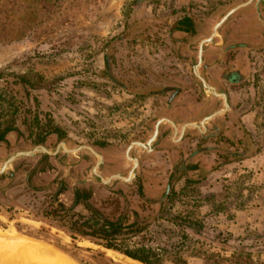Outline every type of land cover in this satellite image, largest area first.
Listing matches in <instances>:
<instances>
[{"label":"rangeland","instance_id":"374dc122","mask_svg":"<svg viewBox=\"0 0 264 264\" xmlns=\"http://www.w3.org/2000/svg\"><path fill=\"white\" fill-rule=\"evenodd\" d=\"M208 2L59 0L40 18L26 16L35 7L23 3L10 17L0 13V121L14 119L0 162L44 137L52 146L60 139L92 145L103 155V177L127 173L128 143L146 139L154 118L166 112L165 87L177 88V103L192 112L204 110L205 94L183 60L199 35L177 28L184 16L200 19ZM258 50L253 58L243 50L246 75L229 91L232 107L220 123L210 121L203 134L189 128L179 143L161 139L151 152L133 146L141 193L136 183L103 184L92 176L88 150L61 157L68 163L55 178L63 179L62 201L71 205L73 187L88 190L91 205L121 227L112 235L119 249L112 250L126 256L124 249L150 248L160 264H264V43ZM188 116L185 108L181 118ZM15 164L21 170L10 183L0 176L2 248L45 242L80 264H128L106 253L99 216L83 205L53 214L54 187L33 191L24 179L28 157ZM55 173L40 185L55 181Z\"/></svg>","mask_w":264,"mask_h":264},{"label":"flooded vegetation","instance_id":"af4514ba","mask_svg":"<svg viewBox=\"0 0 264 264\" xmlns=\"http://www.w3.org/2000/svg\"><path fill=\"white\" fill-rule=\"evenodd\" d=\"M208 1L209 2L207 3V6L204 7L205 10L200 19L189 16L188 24L178 25L177 28L178 31H185L188 34L190 33V36L192 35L193 39L197 34L199 35V38L196 42V47L191 45L189 47V54L185 55L183 60L191 62V73L193 77L197 78L199 81V88L205 94V101L203 102L205 103L204 110L200 109L197 112H192L193 110L189 109L190 106L187 103H177L176 99L179 96V90L177 88L173 89L171 86L165 87V89L162 91L164 93H169L168 97H166V101L164 102L166 105V112L157 115L154 118L152 122V128L149 131L148 137L146 139L137 140L145 143L150 137L154 136L150 143V147L147 148L138 144H132L128 151V146L125 150L124 158L131 162V167L127 173L120 171V173H113L107 177H103L100 173V168L103 164L102 162H104L103 155L92 145L79 144L86 146L76 148L78 145L69 146L66 140L60 139L52 146L51 144L49 145L46 143L44 137H41L36 139L28 148L16 149L7 153L0 162V170L3 169L5 165H7L4 170L0 171V176H5L8 183H10L15 174L21 170V168L15 164L16 161L23 156H27L31 165L27 170H25V183L28 184L30 189L33 191H38L41 189V187H43L45 191L50 192V189L54 187V190L48 196L52 202L51 204L53 210L51 212L53 214L58 215L60 212L67 213L74 209V207L77 205H83L85 208L95 213L96 216L100 214L102 217H104L102 213L99 212V210L89 202L88 196L90 195V192L88 190H80L77 187H73L71 191L72 197L69 199L71 205L68 206V203L62 201L61 198V196L66 192L63 179H61L62 177H57L58 180H55L56 176H58L57 174L59 173L57 171L59 169L62 170V167L68 166V163L63 164L61 162V157L67 154L70 155V153H78L82 150H88V152L90 151V153L94 154L95 156V164L93 166L94 168L99 160L98 155L93 151L95 150L101 156L97 170L103 179H107L113 175H120L124 178H127L135 163L127 156L129 155L130 157H135L137 159L138 165L134 172H132L130 175V179L128 181L113 177L107 183L103 184H110L114 180H122L126 183H136L139 193H141V182L140 180L137 181L139 178L138 173H140L141 167L140 155H133L131 152L133 146L139 147L140 150L151 152L154 150L153 147L156 146V144H158L161 139L169 138L170 141L179 143L187 136L189 128H197L200 130V134H203L210 128V121H214L213 123L215 124L220 123L222 120L221 117L230 111L232 107L229 98V91L232 90L233 87H236L238 84H240L246 75L245 71L247 66L244 60L243 50H248V52L252 54L253 58V53L259 52L258 48H260V44L264 43V0H216L213 2V4L211 3V0ZM245 1L248 2L241 5L226 16V14L231 9L237 7ZM225 16L226 18L222 20ZM202 40L204 41L202 42L203 50L200 58L199 44ZM199 58L200 63L198 64L197 69L200 75L203 77L206 85L210 86V88L206 91L204 90L201 79L194 74V66L199 61ZM250 62L253 63L254 61L251 60ZM212 90L224 93L228 97V102L230 103L229 108L223 113H217L215 116L206 119L204 124H200L198 126L186 125L183 133H181V127L185 125L186 122L199 121L204 116H207L218 109L222 110L226 108L224 99L220 97V95L214 94ZM185 108L189 111V116L186 118V120L181 118L182 112L185 110ZM206 109L207 112L203 113ZM13 129L14 126L0 139V145L5 141L7 134ZM38 146H44L48 152L38 148L31 154L17 155L12 158L9 163L5 164L13 152L19 150H30ZM87 146H91L93 150ZM72 148L75 149L70 150ZM53 151L55 152L49 153ZM52 159L54 162L51 161ZM77 160L79 162L82 159L80 157ZM48 163L51 165L49 166ZM75 163L76 165L79 164L77 162ZM93 172H91L92 176ZM53 173H55V175L52 178L55 181L50 180L48 184L40 185V181L44 179L47 174L50 175ZM87 179V177H83L81 180L74 179L73 183H76L77 181L84 182ZM104 218L107 219L106 217ZM75 231H78V229H75Z\"/></svg>","mask_w":264,"mask_h":264},{"label":"trees","instance_id":"16d2710c","mask_svg":"<svg viewBox=\"0 0 264 264\" xmlns=\"http://www.w3.org/2000/svg\"><path fill=\"white\" fill-rule=\"evenodd\" d=\"M20 3H23V6L25 9H27L28 6H30V5H33V7H35L34 10L36 12L33 11V13H32V11L29 9L25 12L26 16L34 14V15H37V17H39V18H40V16H42L43 10H46L47 7H49V6L55 7V8L60 7L59 0H0V13H3L7 17H10L11 14H13L15 11H17L15 7H18V5ZM92 6H93V1H92ZM188 19H189L188 15L184 16L183 18L180 19V21H178V25L179 24L180 25H182V24L187 25ZM118 37H120V35ZM114 39H117V38H114ZM109 54L110 53H107L105 56L106 57V65H107L106 66V73L108 75L110 74V69H109L108 64H107V59L109 58V56H111ZM20 78H21L20 84L22 86H26L27 81H29V76L23 75V76H20ZM37 79H41V76L39 75V77H37ZM2 101L3 100H2V97L0 94V104ZM0 116H2V111L0 112ZM13 124H14V119L10 122L9 121H4V122L0 121V139L9 130L12 129ZM98 216L103 221L102 226H99L98 229L101 231V233L102 232L105 233V234H103V233L102 234L104 236L103 239L106 240V243H105L106 247L113 248V249H119L118 246L112 242V240H113L112 235L117 234L121 230L120 225L117 222H113V221H109V220L105 219L100 214ZM123 253L128 257L138 259L142 262H146V263H150V264H160L158 261L150 258V255H151L150 248L135 247V248H130V249H124Z\"/></svg>","mask_w":264,"mask_h":264},{"label":"water","instance_id":"95a60500","mask_svg":"<svg viewBox=\"0 0 264 264\" xmlns=\"http://www.w3.org/2000/svg\"><path fill=\"white\" fill-rule=\"evenodd\" d=\"M248 1H251V0H248ZM248 1H245V2H243V3H241L240 5H238L237 7H235V8H233V9H231L227 14H226V16L227 15H229L231 12H233L234 10H236L238 7H240L241 5H243V4H246ZM226 16L225 17H223V19L222 20H224L225 18H226ZM204 40H202L201 42H200V58H201V53H202V50H203V45H202V42H203ZM200 58H199V61L195 64V66H194V74L196 75V76H198L200 79H201V81H202V84H203V87H204V90L206 91V90H208L209 88H210V86H208V85H206V83H205V81H204V79H203V77L200 75V73H199V71H198V69H197V66H198V64L200 63ZM212 92L214 93V94H216V95H220V97H222L223 99H224V102L226 103V108L225 109H218V110H216V111H214L213 113H211V114H209V115H207V116H204L201 120H199V121H190V122H186V124L185 125H183L182 127H181V133H183V131H184V129H185V127H186V125H192V126H198V125H200V124H204V121L206 120V119H208V118H210V117H213V116H215L217 113H223V112H225L228 108H229V106H230V103L228 102V97L224 94V93H220V92H217V91H215V90H212ZM159 121V120H158ZM173 124V123H172ZM153 137L154 136H152V137H150L145 143H143V142H140V141H137V140H133V141H131L130 143H129V145H128V148H127V151H128V149L130 148V146H132V144H138V145H140V146H142V147H147V148H149L150 147V143H151V141H152V139H153ZM86 145H78L76 148H80V147H85ZM88 148H90L91 150H93V148L91 147V146H87ZM42 149V150H45V151H47L46 149H45V147L44 146H38V147H34L33 149H30V150H19V151H15V152H13L12 154H11V156L9 157V159L5 162V164H7V163H9V161H11L12 160V158H14L15 156H17V155H20V154H31L32 152H34L36 149ZM65 149V148H64ZM75 148H72V149H70V150H74ZM67 151V150H66ZM97 155H98V157H99V160H98V162H97V165L93 168V176L95 177V178H97L98 180L100 179L101 181H103V183H107L111 178H113V177H117V178H119V179H122V180H124V181H128L129 179H130V175L132 174V172H134V170L136 169V167H137V165H138V162H137V159L135 158V157H130L129 155L127 156L128 158H130L131 160H133V162H135L134 163V166H133V168H132V170H131V172H129V176L127 177V178H124V177H122V176H120V175H113V176H111V177H109V178H107V179H103V177L100 175V173H98L99 171L97 170V167H98V165H99V162H100V160H101V156L95 151V150H93ZM48 152V151H47ZM55 151H53V152H49V153H54ZM7 165H5V167H6ZM4 167V168H5ZM4 168L3 169H1L0 171H2V170H4ZM34 240H38V241H42V240H39V239H35V238H33ZM45 243V242H44ZM0 244H2L1 242H0ZM104 247V249L106 250V253L108 254V255H110V256H112V257H114V258H116V259H119V260H121V261H123V262H125V263H128V264H135L134 262H133V259L134 260H138V259H135V258H132V257H128V256H121L119 253H117V252H115L114 250H112V248H109V247H105V246H103ZM65 254V253H64ZM66 256H68L67 254H65ZM69 257V256H68ZM71 260H75L73 257L71 258V257H69ZM76 261V260H75ZM139 262H142V261H140V260H138ZM143 263H146V262H143ZM80 264V263H79ZM146 264H150V263H146Z\"/></svg>","mask_w":264,"mask_h":264},{"label":"bare ground","instance_id":"6f19581e","mask_svg":"<svg viewBox=\"0 0 264 264\" xmlns=\"http://www.w3.org/2000/svg\"><path fill=\"white\" fill-rule=\"evenodd\" d=\"M1 242V241H0ZM10 244V243H9ZM43 244L37 247H33L31 249H26V248H21L22 250L19 249L21 246H17L18 248L16 249H9V248H2V244H0V256L1 253L9 254L7 257L3 258L2 256L0 257V260H2L5 264H18V263H27L28 264H79V262L75 260H71L68 256L64 254L63 251L60 249L56 248L55 246L48 244V243H38ZM50 245V246H48ZM52 246V247H51ZM54 247V248H53ZM137 260L133 259V262L136 264ZM142 264H146L143 262H139ZM1 264H3L1 262Z\"/></svg>","mask_w":264,"mask_h":264},{"label":"crops","instance_id":"0c3cea01","mask_svg":"<svg viewBox=\"0 0 264 264\" xmlns=\"http://www.w3.org/2000/svg\"><path fill=\"white\" fill-rule=\"evenodd\" d=\"M34 245H35V244H34ZM36 245H39V244H36ZM36 245H35V246H36ZM40 245H43V244H40ZM29 246H33V245H29ZM48 246H49V245H48Z\"/></svg>","mask_w":264,"mask_h":264}]
</instances>
